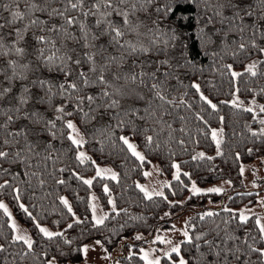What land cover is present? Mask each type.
<instances>
[{"label":"snow or ice","instance_id":"obj_1","mask_svg":"<svg viewBox=\"0 0 264 264\" xmlns=\"http://www.w3.org/2000/svg\"><path fill=\"white\" fill-rule=\"evenodd\" d=\"M193 4L197 11L189 15L187 9ZM258 8L260 9L258 13L252 11V5L244 6V0H87V3L86 0H64L63 5L56 7H52L47 0H27L23 5L20 0H2L0 2V55L7 56L9 53H15L17 57L23 58L28 56L31 51V56L23 63L16 58L8 59L6 66L0 67V73L5 72L6 68L11 69V74L4 76V79L9 81V85L0 89V98L12 91L11 82L14 79L27 81L20 84L18 93L8 97L6 105H0V115L6 117L0 123V128L5 132L2 143H0V158L5 162H13L9 159L11 151L13 158L26 163L30 162L33 155H40V152L36 151L38 144L41 148H44L45 144L48 148L52 146L51 139H48L44 134H47L48 137H56L57 132L54 129L57 121H61L62 125L66 124L67 128L71 129L67 132V136L72 144L79 147L85 143L82 133H80L81 138L79 139L73 135V133H79L74 121L65 119V105L69 101H74V110L84 117H87L89 113H94L97 109L105 111L115 109L112 117L116 118L118 127L124 126L125 119L123 118H127V123L132 124L133 128H135L134 121L136 119L141 122L152 119L162 125L159 131H163L165 127L169 128L168 135L171 137L174 130L163 119V116L168 114L165 106H175V97L167 91L171 87L169 81L175 79L183 83L179 78V70L187 66L195 67L196 62L192 57L198 55V53L190 51L184 28L190 29L192 23H195V32L200 39L202 49L217 43L227 47L226 41L229 34L240 33L239 40L233 41L235 50L231 55L235 57L241 50L251 46L258 50L261 57L251 60L241 71H236L233 64L223 67L229 71L231 77H240L242 73L255 76L258 64L264 63V47L258 45L255 38L257 33L264 38V23L258 26L256 20L251 18L257 17L264 21V0H258ZM69 9L78 14L69 15ZM89 16L92 17L91 21L88 20ZM54 18H61L63 22ZM246 18L248 19L247 23ZM72 26H76V28L73 29ZM93 27H95V31H93ZM246 30L251 33L248 37L244 35ZM29 35L31 38H26ZM57 36L59 40H57ZM6 37H10V39H6ZM215 54V52L212 53V55ZM248 54L252 55L253 53L249 52ZM85 64L88 65L87 68L84 67ZM45 72L48 74L45 75ZM29 73H32L31 79H29ZM97 85L100 87H95ZM192 85L207 105H210L212 109H217V103L201 91L199 83L192 81ZM34 89L40 91H34ZM81 91L84 92V95L78 94ZM56 96L64 99L53 104ZM238 99L239 97H236L227 103L239 107ZM30 101L33 104L46 105L51 108L55 118L45 116L40 108H28ZM85 101L89 106L87 112H85ZM183 102L187 104V101ZM252 103H256L254 98ZM154 104L155 107H153ZM91 105L94 107H90ZM258 107L264 112V104H260ZM251 110L256 111L255 108ZM103 114L101 113L102 116ZM67 115H71V113H67ZM196 116L200 120H204L199 112L196 113ZM19 119H23L27 123L19 127H10ZM92 119H95V116ZM219 119L222 122L224 117L220 116ZM204 123L208 122L204 120ZM260 123L264 125V118L260 119ZM37 125L38 127H36ZM184 130L181 126V131ZM145 131L148 130L145 129ZM249 131L254 137L264 138V127L249 128ZM223 132L222 127L212 129L211 132L212 139L216 141L217 154H220L223 138L218 133L222 134ZM21 138L23 146L18 147ZM120 139L140 162L147 160L145 154L138 150L137 145L128 136H121ZM145 141L146 147H151L153 136L147 135ZM179 143L184 144L185 141L181 139ZM13 145L17 146L14 150L9 147ZM246 151L251 153L254 149L248 148ZM44 152L43 163L47 167L46 161L49 158L53 160L55 158L50 157L47 148H44ZM75 155L81 162L91 160L84 151L78 150ZM197 155L203 157L205 153L200 152ZM235 155L239 157L240 153L237 152ZM41 162L37 161V164ZM91 162L95 164V161ZM172 164L176 168L175 179L179 180L181 171L179 164L176 161H172ZM96 170L100 176L109 174L114 179L118 177L116 172L111 169H100L99 165L96 166ZM243 171L244 167L241 164L240 172L243 173ZM29 174L28 172L24 173V175ZM144 174L148 175L147 172ZM31 175L37 174L31 173ZM75 175L88 185L92 184L93 178H85L79 172H76ZM185 175L189 174L185 173ZM38 182L41 185L45 183L43 179ZM58 182L64 183L63 178L61 177ZM8 183V181H4V184ZM227 183L231 184L232 180H227ZM137 186L149 198L157 194L149 191L139 182H137ZM169 186L171 185L169 184ZM2 187L3 185H0V188ZM191 188L193 193H222L225 191L221 186L198 187L195 181H192ZM19 191L17 185L14 189L16 199H19ZM104 191L110 192L107 185H104ZM158 195L167 200L163 191H160ZM59 200L75 217V222L82 223L81 217L73 211L68 198L62 195ZM108 202L112 207L107 211H102L99 215L97 214V205L95 203L91 205L89 220L90 222L95 221L93 227L104 225L110 212L118 213L120 211L116 208V201L111 195L108 197ZM168 202L169 204L177 203L176 201ZM20 207L36 221V227L44 237L49 239L64 237L65 244L73 243L63 230L52 231L41 224L28 211L27 205L21 203ZM0 208H3L11 216L7 205L2 200H0ZM233 211L238 224L247 221L248 215L244 209ZM166 215H171V212ZM199 215L203 219L206 216H213L214 212L206 211ZM232 218L228 217L225 224L229 223ZM9 222L14 230L18 228L14 220ZM188 223L185 221V224ZM255 223L259 225L261 239L264 240V223H261L259 217L255 218ZM72 226L71 223L66 225L68 228ZM190 227L195 228L196 226L192 224ZM180 231L183 233L184 240L190 243L194 240L187 227ZM157 232L159 233V230ZM207 235V231L195 233V240L206 245L207 253L215 257V259L207 261V264H240L243 255L246 254L247 257H250L253 253L258 254L259 264H264V247H257L255 243H250L247 230L244 231L242 240L240 236L229 233H226L222 239H202ZM134 238L142 239L143 234L136 232ZM11 239L13 242L23 241L26 245L21 258L32 254L35 243L32 236L15 232ZM154 240L170 245L167 250L159 249V251L172 264H189L188 259L183 255L179 257L178 261L172 259V253L180 252L183 241L173 243L170 238L166 239L160 234L155 235ZM229 241H240L247 244V249L241 247V243H233L229 246ZM104 243L103 240H95L91 245L81 243L78 248L68 251L61 250L60 255L70 257L72 252L81 250L86 255L89 247L94 248L96 245H100L103 251L107 252V249L103 248ZM193 246L199 256H193L192 259L195 264H201L206 253L200 251L201 243H195ZM5 247V244L0 243V251H3ZM150 251L155 252L157 249H141L146 264H161V256L149 258ZM108 255L110 257L111 254L108 253ZM129 255L131 256V253ZM41 256L44 259L40 260L39 264H59L56 257L47 258V251H43ZM67 264H73L72 259H68ZM117 264H119L118 261Z\"/></svg>","mask_w":264,"mask_h":264},{"label":"trees","instance_id":"obj_2","mask_svg":"<svg viewBox=\"0 0 264 264\" xmlns=\"http://www.w3.org/2000/svg\"><path fill=\"white\" fill-rule=\"evenodd\" d=\"M2 2V0H0ZM21 4L27 0H20ZM52 7L63 5L64 0H47ZM87 3V0H86ZM252 5V11L259 12L258 0H244V6ZM188 14L192 15L197 11L193 4L187 9ZM5 15L7 13H4ZM39 15V13H37ZM69 15H77L74 10H68ZM83 18V17H82ZM59 22H63L61 18H54ZM256 20L257 25L264 23L257 17H252ZM89 21L92 17L89 16ZM248 19L246 18V23ZM187 23V22H185ZM90 26H92L90 24ZM73 29L76 26H72ZM32 31V30H30ZM38 31V30H37ZM95 31V27H93ZM187 34V43L190 51L198 53L192 58L196 62V66L182 67L179 70V81L171 79L169 83L171 87L167 91L171 96L175 97V106L166 105L168 114L163 116V119L171 125V137L168 133L169 128L165 127L163 131H159L162 125H159L152 119H146L141 122L139 119L134 121L135 128L132 124L127 123V118L123 127L117 126V120L112 117L115 109H97L94 113H89L84 117L78 111L74 110V101H69L65 105V119H71L75 122L79 132L83 134L85 143L83 144L87 155L91 160L81 162L75 155L79 147L72 144L67 136L70 129L66 124L62 125L61 121H57L56 137H48L51 139L52 146L47 148L50 157L45 167L44 148L38 144L36 151L40 152L39 156L33 155L30 162L15 159L11 155L9 159L13 162H5L0 158V200H4L11 208L15 217L25 225L35 243L33 252L21 258V254L26 245L23 241L13 242L11 237L13 230L9 224V217L5 211L0 208V243L5 244V249L0 251V264H39L44 257L41 256L43 251L48 252V257H56L60 264H67L68 259H72L73 264H77L83 260V251H74L70 257L60 255L61 250L68 251L69 249L78 248L81 243H91L95 240L105 241L104 247L112 250L120 243L124 246L125 256L121 258L122 264H144L143 259L138 254L128 255L127 250L130 245H133L138 250L139 246L146 245L149 241V235H152L157 229V226L163 223L166 216V211L174 209L177 205L169 204L168 201L183 199L189 192L192 181L200 186H206L223 179H231L238 181L241 178V164L249 163L259 157H264V138L254 137L249 131V128L264 127L260 123V119L264 118L258 105L264 104V63L258 64L257 75L252 76L248 73H242L240 77H231L229 71L224 68V65L233 64L236 71H241L251 60L260 59L261 54L258 50L249 46L245 50H241L237 56H232L231 53L235 50L233 41H238L240 33H230L227 39V47L223 45L213 44L202 49L200 39L195 32V23L189 29L184 28ZM246 37L250 36V31H245ZM30 39V35L26 37ZM257 44L264 47V38L256 35ZM10 39V37H6ZM215 39V37H214ZM57 40L59 37L57 36ZM246 42V41H245ZM215 52V55L212 53ZM253 53L249 55L248 53ZM115 54V53H113ZM31 51L26 57H17L15 53L9 55H0V67H5L7 60L11 58L19 59L23 63L30 58ZM131 59V58H130ZM35 62V61H34ZM88 67L87 64L84 65ZM11 74V69L6 68V71L0 73V89L9 85V81L4 79L5 75ZM48 73L45 72V75ZM32 78V73H29V79ZM192 81H196L201 86V91L208 95L215 103L217 109H212L207 105L206 101L200 98L199 93L192 85ZM27 81L14 79L12 91L0 98V105L8 103V97L14 96L20 90V84ZM100 87V86H95ZM237 88L239 89L237 91ZM33 91V89H30ZM34 91H40L34 89ZM84 95L81 91L78 93ZM150 95V93H149ZM170 96V98H171ZM239 97L237 107L234 104H229L227 101ZM256 103L253 104L252 100ZM59 96L54 97L53 104L61 102ZM183 101H187L185 104ZM156 105L154 104L153 107ZM28 108H40L44 115L49 118H55L51 108L46 105L33 104L29 102ZM87 101H85V112L88 111ZM90 107H94L91 105ZM255 108L253 112L251 109ZM199 112L208 123L200 120L196 113ZM71 113V115H67ZM101 113H104L103 116ZM95 116V119L92 117ZM223 116L221 122L219 117ZM6 117L0 115V123ZM27 123L23 119L15 121L10 127H19ZM181 126L185 129L181 131ZM38 127V125L36 126ZM223 128L220 154H217V147L212 139V129ZM145 129L148 131L146 132ZM63 133V135H62ZM153 136L151 147H146L145 137ZM5 136V132L0 128V143ZM121 136H128L137 147L145 154L147 160L140 162L135 157L127 145L120 139ZM32 138V137H30ZM183 139L184 144H180L179 140ZM23 146V140L18 147ZM12 150L15 145L9 146ZM252 148L253 152L249 153L246 149ZM203 152L205 156L197 155ZM239 152L237 157L235 153ZM195 157V158H193ZM210 157V158H209ZM37 161H42L37 164ZM91 161H95L93 164ZM150 161V163H149ZM172 161H176L181 168L179 180L171 181V186L166 188L167 200L161 196L147 197L142 189L137 186V182L145 180V171L152 162H157L161 173L167 177L172 175L174 166ZM96 164H110L115 167L118 178L113 180L106 177L95 176L91 185L80 180L75 173L79 172L85 178L90 177L96 171ZM74 170V171H72ZM25 172L30 173L24 175ZM36 173L37 175H31ZM185 173L189 175H185ZM63 178L64 183H59L60 178ZM43 179L45 183L39 184V180ZM8 181V184H4ZM19 186V199H16L14 189ZM104 185H107L110 192L104 191ZM260 191H239L224 196L226 202L224 206L213 209V216H206L203 219L200 213L206 210L199 211L195 219V228L190 229L194 240L190 243L184 241L181 244L179 253H172V259L178 261L183 255L188 259L189 264H195L193 256H199L195 243H201V252H205L206 256L202 258L201 264H207V261L215 259L214 256L207 253V246L201 241L195 240V233L207 231L208 235L202 239L219 238L222 239L226 233L240 236L243 239L245 230L248 232L249 242L255 243L257 247H264V240L261 239L258 224L254 218H249L247 221L237 223L234 216V211L242 206H249L256 202L257 194ZM94 193L101 204L107 210L110 206L108 202L109 195L116 201V208L120 209L117 213L112 211L109 218L105 220L104 225L93 227L94 221L89 220L91 215L90 194ZM66 196L72 205L73 211L81 217L82 223L75 222V217L68 211L67 206L59 200L60 196ZM221 195L216 194L215 197ZM198 196H191L189 201L196 199ZM24 203L28 206V211L43 225L49 226L53 230H63L68 239L72 240L71 245L65 244L64 237H53L49 239L44 237L36 227V221L33 220L20 204ZM228 217H233L229 223L225 224ZM71 223V228L66 227ZM122 226V227H121ZM140 232L143 234L142 239H135L134 233ZM134 239V244L126 241ZM233 243H241L240 241H229V246ZM59 246V247H58ZM241 247L247 249V244L241 243ZM231 259V258H230ZM259 264L258 254L253 253L250 257L246 254L242 256L240 264ZM161 264H172L167 257H163Z\"/></svg>","mask_w":264,"mask_h":264},{"label":"rangeland","instance_id":"obj_3","mask_svg":"<svg viewBox=\"0 0 264 264\" xmlns=\"http://www.w3.org/2000/svg\"><path fill=\"white\" fill-rule=\"evenodd\" d=\"M73 135H76L78 139L81 138L80 132L73 133ZM218 135H221V134L218 133ZM213 141L216 145V141L215 140ZM83 144L79 146V151H84L85 153H87L83 147ZM138 150L141 151L139 148ZM97 165H99L100 169H111L112 171L117 173L115 167L110 164H96V166ZM242 165L244 167V171L243 173H241V178L238 181L232 180L231 184L227 183V180L229 179H223V180H220L218 182H215V183H212L206 186H200L196 184L198 187H202V188H208L212 186H221L225 189V191L222 193H193L192 188L190 186L188 194L183 199L175 200L177 202L176 207L174 209L169 208L166 211V213L171 212V215H166L163 223L157 226V229L154 231L152 235H149L148 243L146 245L139 246L138 250L134 249L135 247L133 245H130V248L127 250L128 255L129 253L138 254L143 259V256L141 254V249L150 250V249L155 248L157 249V251L155 252L150 251L149 258L151 259L155 256H161V260H162L164 256L159 251V249L167 250L170 247V245L165 244L163 241H155L154 240L155 235L160 234V235H163L166 239L170 238L173 243H180L181 241L183 242L186 241L184 240L183 233L182 231H180V229L187 227L190 232V229H191L190 225L195 224V219L199 211L204 210V209L206 211H212L213 209L224 206L226 202V198L224 196L235 193V192H239V191H251V190L260 191L261 190V192H258L257 200L254 204L249 205V206H242L235 210L238 211L240 209H244L246 215H248V219L249 218L255 219L256 217H259L261 223H264V157L256 158L252 162L245 163ZM145 172H147L148 175H145L146 176L145 180L142 182H139V184H142L145 187H147L149 191L153 193H157L156 195L152 196V197H155V196H159L158 193L160 191H163L166 194V188L169 187V184H171L172 180H175L176 168L174 167L172 175L170 177H167L161 173L158 163L152 162ZM95 176H100L97 174V170L95 171L93 175H91L88 178H93L94 180ZM100 177H106V178H110L113 180H117L118 178L117 177L114 179L109 174H106ZM216 194H219L221 196L215 197ZM191 196H198V197L196 199H192L191 201H189V198ZM93 197H95V199H93ZM89 199H90L91 205L93 203L97 205L98 215L101 214L102 211H107L108 209L112 207L110 204L109 208L105 210L99 203L94 193L90 194ZM180 201H183V203H180ZM3 202L7 205V203L4 200ZM7 207H8L9 212L11 213V216H9L8 212H5L7 216L9 217V221L14 220L15 223L18 225V228L14 230L12 228L11 223L9 222L13 230V234H15V232H19V234L21 235L28 234L31 236L29 229L15 217L11 208L8 205ZM185 221H188L189 223L185 224ZM45 226L48 227L52 231H57V230L51 229L47 225ZM173 229H175V231H173ZM157 230H159V233L157 232ZM126 241L131 242V244L135 243L134 239H127ZM92 243L93 242L88 243V244L91 245ZM103 248H105L104 245H103ZM108 253L111 254L110 257ZM124 256H125V252H124V246L122 245V243H120L118 246H116L112 250L107 249V252L103 251L100 245H96V247L94 248L89 247L86 255L83 252V260L77 264H117V261L119 262V264H122L121 258H123ZM144 264H146V261H144Z\"/></svg>","mask_w":264,"mask_h":264}]
</instances>
